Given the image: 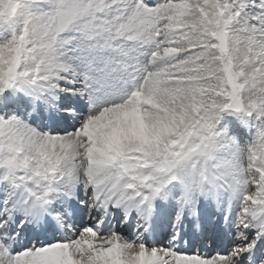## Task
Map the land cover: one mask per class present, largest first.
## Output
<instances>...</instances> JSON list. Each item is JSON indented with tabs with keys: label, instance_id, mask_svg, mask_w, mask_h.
Wrapping results in <instances>:
<instances>
[{
	"label": "snow or ice",
	"instance_id": "1",
	"mask_svg": "<svg viewBox=\"0 0 264 264\" xmlns=\"http://www.w3.org/2000/svg\"><path fill=\"white\" fill-rule=\"evenodd\" d=\"M0 264H264V0H0Z\"/></svg>",
	"mask_w": 264,
	"mask_h": 264
},
{
	"label": "rangeland",
	"instance_id": "2",
	"mask_svg": "<svg viewBox=\"0 0 264 264\" xmlns=\"http://www.w3.org/2000/svg\"><path fill=\"white\" fill-rule=\"evenodd\" d=\"M229 119V118H228ZM229 120H231V119H229Z\"/></svg>",
	"mask_w": 264,
	"mask_h": 264
}]
</instances>
